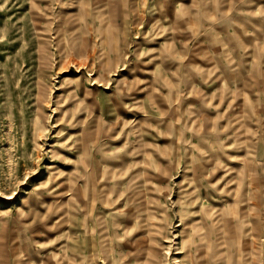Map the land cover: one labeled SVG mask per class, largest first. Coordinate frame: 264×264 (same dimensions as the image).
<instances>
[{
	"label": "rangeland",
	"instance_id": "rangeland-1",
	"mask_svg": "<svg viewBox=\"0 0 264 264\" xmlns=\"http://www.w3.org/2000/svg\"><path fill=\"white\" fill-rule=\"evenodd\" d=\"M0 264H264V0H0Z\"/></svg>",
	"mask_w": 264,
	"mask_h": 264
},
{
	"label": "crops",
	"instance_id": "crops-1",
	"mask_svg": "<svg viewBox=\"0 0 264 264\" xmlns=\"http://www.w3.org/2000/svg\"><path fill=\"white\" fill-rule=\"evenodd\" d=\"M80 233L82 234V231H80ZM80 241V240H79ZM80 245H81V243H80ZM76 248H77V250H78V248H79V246H76ZM79 258V257H78Z\"/></svg>",
	"mask_w": 264,
	"mask_h": 264
},
{
	"label": "bare ground",
	"instance_id": "bare-ground-1",
	"mask_svg": "<svg viewBox=\"0 0 264 264\" xmlns=\"http://www.w3.org/2000/svg\"><path fill=\"white\" fill-rule=\"evenodd\" d=\"M153 253V252H152ZM148 255V254H147ZM153 255V254H152ZM147 258V257H146ZM151 259H153V258H151ZM147 261V260H146Z\"/></svg>",
	"mask_w": 264,
	"mask_h": 264
}]
</instances>
